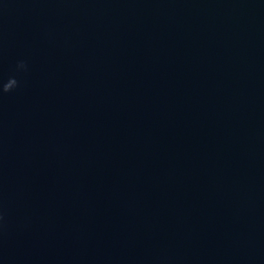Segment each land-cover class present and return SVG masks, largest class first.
<instances>
[{
	"label": "water",
	"instance_id": "1",
	"mask_svg": "<svg viewBox=\"0 0 264 264\" xmlns=\"http://www.w3.org/2000/svg\"><path fill=\"white\" fill-rule=\"evenodd\" d=\"M11 76L0 264H264V0H0Z\"/></svg>",
	"mask_w": 264,
	"mask_h": 264
},
{
	"label": "clouds",
	"instance_id": "2",
	"mask_svg": "<svg viewBox=\"0 0 264 264\" xmlns=\"http://www.w3.org/2000/svg\"><path fill=\"white\" fill-rule=\"evenodd\" d=\"M25 68H26V64L24 62L18 63L17 71L23 70ZM18 87H19V81L15 76H11L7 79V81H0V95L4 93H9ZM0 220H2V217H0Z\"/></svg>",
	"mask_w": 264,
	"mask_h": 264
}]
</instances>
